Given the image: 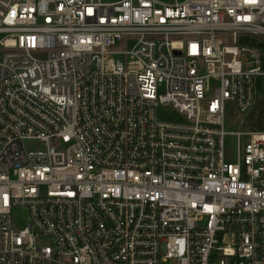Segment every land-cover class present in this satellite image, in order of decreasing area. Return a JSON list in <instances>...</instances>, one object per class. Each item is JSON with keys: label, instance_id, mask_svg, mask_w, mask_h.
I'll return each mask as SVG.
<instances>
[{"label": "built area", "instance_id": "2783aa9c", "mask_svg": "<svg viewBox=\"0 0 264 264\" xmlns=\"http://www.w3.org/2000/svg\"><path fill=\"white\" fill-rule=\"evenodd\" d=\"M0 264H264V0H0Z\"/></svg>", "mask_w": 264, "mask_h": 264}, {"label": "rangeland", "instance_id": "374dc122", "mask_svg": "<svg viewBox=\"0 0 264 264\" xmlns=\"http://www.w3.org/2000/svg\"><path fill=\"white\" fill-rule=\"evenodd\" d=\"M105 1H113V0H105ZM168 1V0H163ZM241 43L245 44V46L253 47L255 46L257 40L248 38H243L240 40ZM263 111L261 105H259L254 113V120L259 118V114ZM240 117L235 110V105L233 103H227V117H226V132L228 133H236L241 131L242 129L239 126ZM246 140L245 138L243 139ZM226 148H225V156L229 162L235 163L237 161L238 155V139L234 135H228L225 140ZM26 147L29 150H42L45 148V145L39 141H30L26 143Z\"/></svg>", "mask_w": 264, "mask_h": 264}, {"label": "trees", "instance_id": "16d2710c", "mask_svg": "<svg viewBox=\"0 0 264 264\" xmlns=\"http://www.w3.org/2000/svg\"><path fill=\"white\" fill-rule=\"evenodd\" d=\"M259 118H260V119L263 118V112H261V113L259 114Z\"/></svg>", "mask_w": 264, "mask_h": 264}]
</instances>
